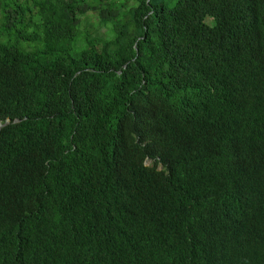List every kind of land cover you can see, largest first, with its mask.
Wrapping results in <instances>:
<instances>
[{"label":"trees","instance_id":"obj_1","mask_svg":"<svg viewBox=\"0 0 264 264\" xmlns=\"http://www.w3.org/2000/svg\"><path fill=\"white\" fill-rule=\"evenodd\" d=\"M0 124V264H264V0H0Z\"/></svg>","mask_w":264,"mask_h":264},{"label":"rangeland","instance_id":"obj_2","mask_svg":"<svg viewBox=\"0 0 264 264\" xmlns=\"http://www.w3.org/2000/svg\"><path fill=\"white\" fill-rule=\"evenodd\" d=\"M94 18H95V16H93V19H94ZM22 44H23V43H22ZM22 44H21V45H22ZM27 46H28L27 44L24 45L25 48H26Z\"/></svg>","mask_w":264,"mask_h":264},{"label":"water","instance_id":"obj_3","mask_svg":"<svg viewBox=\"0 0 264 264\" xmlns=\"http://www.w3.org/2000/svg\"><path fill=\"white\" fill-rule=\"evenodd\" d=\"M6 122H7V120L4 121V123H6ZM1 125H2V124H0V126H1Z\"/></svg>","mask_w":264,"mask_h":264}]
</instances>
